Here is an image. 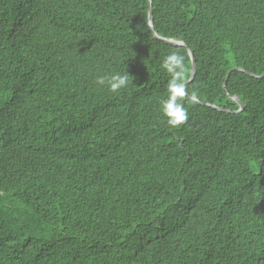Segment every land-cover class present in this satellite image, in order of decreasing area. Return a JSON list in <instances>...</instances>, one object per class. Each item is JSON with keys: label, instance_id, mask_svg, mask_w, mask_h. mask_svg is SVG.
<instances>
[{"label": "trees", "instance_id": "obj_1", "mask_svg": "<svg viewBox=\"0 0 264 264\" xmlns=\"http://www.w3.org/2000/svg\"><path fill=\"white\" fill-rule=\"evenodd\" d=\"M262 74L264 0H0V264H264Z\"/></svg>", "mask_w": 264, "mask_h": 264}, {"label": "clouds", "instance_id": "obj_2", "mask_svg": "<svg viewBox=\"0 0 264 264\" xmlns=\"http://www.w3.org/2000/svg\"><path fill=\"white\" fill-rule=\"evenodd\" d=\"M162 68L170 74L167 84V98L161 101V112L166 118V123L172 128H178L188 120V110L183 100L189 96L186 88L187 72L184 63V56L178 52H171L162 61ZM129 74L126 72L115 73L110 76H98L96 83L106 85L112 93H118L121 89L127 88ZM195 94H193L194 96Z\"/></svg>", "mask_w": 264, "mask_h": 264}, {"label": "water", "instance_id": "obj_3", "mask_svg": "<svg viewBox=\"0 0 264 264\" xmlns=\"http://www.w3.org/2000/svg\"><path fill=\"white\" fill-rule=\"evenodd\" d=\"M150 1V0H149ZM148 23H149V26L150 28L152 29V13H151V5H149V9H148ZM154 36L155 38L159 39V40H163L165 41L166 43L168 44H172V45H182L183 42L182 41H179V40H176V39H172V38H164V37H161L159 35H157L156 33H154ZM188 53L190 55V58H191V61H192V70H191V74H190V77L188 79V81L192 80L193 76H194V72H195V66H194V57H193V54H192V51L191 50H188ZM241 69V68H239ZM264 74H262L263 76ZM226 80V79H225ZM187 81V82H188ZM223 87H225V81L223 83ZM233 99L235 101L238 102V104L240 105L241 102L240 100L237 98V97H233ZM241 108V107H240ZM240 108L238 110H240ZM237 110V111H238Z\"/></svg>", "mask_w": 264, "mask_h": 264}]
</instances>
